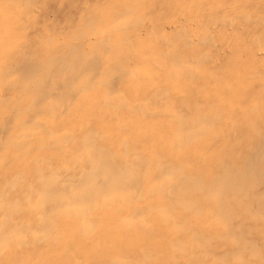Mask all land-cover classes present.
<instances>
[{"label": "bare ground", "instance_id": "1", "mask_svg": "<svg viewBox=\"0 0 264 264\" xmlns=\"http://www.w3.org/2000/svg\"><path fill=\"white\" fill-rule=\"evenodd\" d=\"M0 264H264V0H0Z\"/></svg>", "mask_w": 264, "mask_h": 264}]
</instances>
